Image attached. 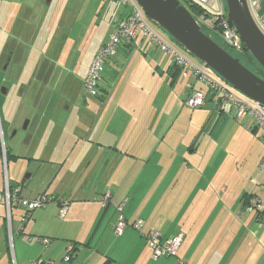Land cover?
Returning a JSON list of instances; mask_svg holds the SVG:
<instances>
[{
	"label": "crops",
	"instance_id": "1",
	"mask_svg": "<svg viewBox=\"0 0 264 264\" xmlns=\"http://www.w3.org/2000/svg\"><path fill=\"white\" fill-rule=\"evenodd\" d=\"M260 1V9L254 15L264 18V0ZM120 4L118 0H0V31L14 32L32 44L42 42L39 56L32 55L35 51H21L20 59L24 63L21 69L40 70L43 74L57 70L46 79V83L53 82L56 91L50 92L47 88L43 99L35 96L40 109L34 114V121H27L25 128L33 126L34 131L28 132L25 140L51 148L53 158L49 163L55 162L59 170L64 169L67 174L61 179L64 190L58 186L56 191L42 190L47 181L44 179L38 193L30 187L27 195H22V184L10 179L16 173L8 171L4 175V187L0 178V195L7 179L21 187L22 198L32 199L40 193H48L70 203L65 215L68 228L58 236L41 235L53 241L48 247L40 244L45 251L34 255L30 254L31 250L25 252L24 245L28 243L24 237H20L17 247L18 241L13 236L11 245L12 213L17 208L20 218L26 211L22 205L12 203V225H8L7 205L2 196L0 264H34L37 257L52 259L54 264H66L63 257L67 245L73 241L78 250L70 264H176L173 258L152 257L146 234L153 228L159 230L163 238L178 232L184 234L179 257L187 264H264V216L261 215L264 191L261 190V195L256 189L247 192L253 185L250 179L244 192L247 200L242 202L237 189L220 188L217 176L207 178L199 162L186 156L182 144L171 156H165L162 149L159 152L164 125L150 120L151 113L141 110L142 96L132 87L127 88V84L123 87L124 75L120 69L130 61L132 51H137L151 60L153 73H168L172 83L180 74L184 79L192 74L185 77L183 68H171L174 65L171 55L139 35L132 42L120 45L121 57L108 59L100 85L101 98H83L84 79L92 59L108 41L113 31L112 20L126 13ZM58 69H64L67 80L61 81ZM11 80L15 82L14 78ZM20 84L17 98L8 93L11 98L6 107L9 131L15 128L14 134L18 133V116H13L11 110L15 109L14 103L20 96L22 102L27 95L32 98L34 77ZM121 88L127 91L124 99L123 93L121 96L118 93ZM153 103L156 105L155 98ZM96 104H101L99 111ZM147 106H152L151 99ZM213 106L217 107L214 103ZM91 108L95 110L92 115L86 112ZM218 110L222 117L225 111ZM244 121L254 133L258 130L251 117ZM79 145L87 150L73 158ZM20 146L11 148V154L13 150H22L23 144ZM192 149H196L194 145ZM158 152L159 158H154ZM261 168H264L262 164ZM142 176L152 194L137 190ZM25 177H28L27 185L33 174ZM84 178L85 182L80 185ZM108 193L110 202L104 207L101 198ZM122 201H126L123 215L130 223L138 219L144 221L141 230L128 226L121 235H116L120 216L116 206ZM53 202L42 211L32 212L27 220H37L44 215L52 220L59 209L58 201ZM55 219L57 216L52 221ZM23 233L33 234L25 230Z\"/></svg>",
	"mask_w": 264,
	"mask_h": 264
},
{
	"label": "rangeland",
	"instance_id": "2",
	"mask_svg": "<svg viewBox=\"0 0 264 264\" xmlns=\"http://www.w3.org/2000/svg\"><path fill=\"white\" fill-rule=\"evenodd\" d=\"M181 1L189 10L193 9L185 0ZM120 6H122V11H127L123 4H120ZM0 33V87L10 90L9 95L12 96L14 94L15 98H17V91L20 83L22 84L23 82L28 81L30 76L34 77L35 83L32 92L28 91V93L31 92L32 98H28L27 95L22 102L20 96L14 103L15 109L11 110L13 116H18L16 121L18 126L17 134H14L15 128L12 131H9L10 127L8 125L9 119L6 107L8 104V98L11 97L0 91V141L1 147L5 152L4 154H6L7 148L8 150L11 148L15 149L17 146L21 147L20 145L23 144L22 150L16 149L17 152L13 150L12 155L9 158H6L7 162L5 161L6 155H0L1 184L4 187V175L10 171L11 173H16L14 177L10 178L12 182H18L19 184L27 174H33L34 180L33 178H30L31 180H29L27 185L22 186V195H27L30 191V187L38 193L42 186L41 182L44 179L47 181L42 190L49 189V191H56L57 186L60 190H64L65 185L61 182V179L62 176L67 174L64 169L59 170L60 166H56L55 162L49 163L53 158L52 149L46 148L42 144L36 143L35 145V143L25 140L27 133L34 131L33 126L29 129L25 128L27 127V121L30 119H33L34 121V114L40 109L39 100L35 101V96L39 95L38 97H42L43 99L47 88L50 89V92L56 91L55 85H52L53 82L51 84L46 83V79L52 76L51 73L57 70L43 74L40 70H28V68L21 69V66L24 65L20 59L21 51H24L25 53L35 51L32 55L35 54L39 56L40 53H42L40 51L42 42L39 44L37 42L36 44H32L30 41H27L26 38L15 35L14 32L7 31L6 33L5 31H0ZM132 52V54L131 52H128V55L131 54L130 61L120 69L121 73L124 75L122 78V81H124L123 87L127 84V88L132 87L135 92L141 95V110H147V112L151 113L150 120H158V123L161 126L164 125V132L161 137L163 143L159 152L162 149L165 151V156H171V154H174V150L178 148L179 144H182L184 151L187 153L186 156L199 162V165L202 167L203 173L207 178L211 179L213 176H217L220 188L224 187L225 189L231 190L237 189L236 192L239 195L238 199L242 202L247 200V195L244 192L245 186L250 179L253 185L247 192H250L251 189H256L255 191L260 195L263 194L264 168H261V164L264 156V138L262 136V130L258 129L254 133L252 129L246 125V121L240 122L236 119L234 110L228 112V107L225 108V113L221 117L218 108L214 107V102L210 100L211 96L209 97V102L207 101L203 107L191 108L187 106L185 101L188 92L191 89L189 85H192L196 78L190 75L189 78L184 79L180 74V77L172 83L173 80L168 73H153L151 60L146 58L144 54L137 51ZM11 53L13 54V57L10 64H8L9 61L7 62L6 59L8 54ZM118 53L116 55L117 58L123 55L122 52ZM195 60L199 63L201 62L196 58ZM241 61L244 64L252 66L249 61ZM124 67L126 68L123 72ZM58 70V75H61V81L67 80L68 74L66 72L64 73V69ZM22 73L23 78L21 77ZM12 78L15 79V82L11 80ZM116 79L117 78L113 80V83L116 82ZM189 81H192L193 83H188ZM187 86L189 88H187ZM123 90L124 88H121L118 93L120 96L123 93L122 96L124 99L127 91L123 92ZM206 90V84L199 80L193 93L197 91H203L205 93ZM82 94L84 99H86V97L89 100L93 99V97L87 94L85 89L82 90ZM154 98L156 99V105L153 103ZM149 99H151L152 102L151 107L147 106ZM100 105L101 104L95 105L97 106L98 111L100 110L99 108H101ZM86 112H89L92 115L95 113V110H92L91 108ZM47 120H49L48 116ZM193 145L196 148L195 150L192 149ZM86 150L87 148L84 149L82 145H79V148L73 153V158H77L82 151L84 153ZM193 150L195 152H192ZM159 152L154 158H159ZM13 155L16 156L13 157ZM143 178V176L140 178L136 188L137 190L146 191L149 195L151 193L150 188H147V183L142 181ZM84 182L85 178L83 179V182H80V185H83ZM257 192L256 195H258ZM45 195H47L48 198H55L58 203L63 199V197L57 198V196L53 194L45 193ZM55 200L49 201L45 206L37 208L33 212L36 213L44 210V207L54 203L53 201ZM16 210L17 208L14 209L12 213L14 214V223L10 229L11 245L13 246V236L15 237V240L18 241L17 247H19L20 237H24L28 243L24 245V248L26 249L25 252L28 253V250H31L30 254L37 255L45 251L43 247H46V245L39 240L41 235L50 237L58 236L61 232H65L69 226L68 219H66V217L62 218L59 215L60 205L58 213L56 211L52 216V220L57 216V219L54 221L49 220L47 215H44L41 218L38 217L37 220L36 218L27 220L31 217L29 215L26 219L27 222L22 221L25 212L23 211L19 218ZM6 211V218H8V210ZM261 215L264 216V211H262ZM7 223L10 225L9 221H7ZM21 227H23V230H20ZM24 230L27 233L33 234H24ZM35 243L38 245L34 246ZM40 258L43 257H37L34 261Z\"/></svg>",
	"mask_w": 264,
	"mask_h": 264
},
{
	"label": "built area",
	"instance_id": "3",
	"mask_svg": "<svg viewBox=\"0 0 264 264\" xmlns=\"http://www.w3.org/2000/svg\"><path fill=\"white\" fill-rule=\"evenodd\" d=\"M123 4L127 11L125 14L112 20L113 32L108 43L102 46L96 53L88 73L84 79V86L86 92L93 97L97 96V87L100 81L101 72L104 70L106 60L108 57L116 55L119 47L123 43H130L137 36L143 35L148 38L152 44L157 46L164 52H168L172 55L173 60L177 62L184 70V76L192 74L196 79L203 81L207 90L197 91L190 94L185 101L186 105L191 108H199L207 103V100L212 99L215 104H220L223 108L228 107L236 119L240 122L248 117L254 119V123L258 129L262 130V136L264 137V110L258 101H255L238 90L232 88L229 84L225 83L213 70L207 67L202 62H197L188 56L180 47L171 43L164 35L158 32L152 25L151 20L147 17L144 10L137 2V0H119ZM203 12L197 13L195 18L202 27L203 31L211 38H217L224 45L234 50V53L241 52L243 46L240 42L239 36L236 34L235 29L229 27L227 23L228 9L225 0H196ZM249 6L253 12L260 9V0H248ZM255 17V15H254ZM257 24L264 33V18L261 16L255 17ZM236 51V52H235ZM238 56V55H237ZM241 57L240 55L238 56ZM192 87V85H189ZM194 90V89H193ZM264 166V156L262 160ZM19 187L11 188L9 181L5 180V190L3 195L5 197L8 221L12 225V202L19 204L26 210L25 214H30L31 211L37 208L45 206L49 201L55 200V198H48L45 194H40L32 199L21 198L18 194ZM0 195V198H2ZM102 204L107 206L110 202V193L101 198ZM126 201H122L116 206L120 213L118 221L115 227L116 235H121L128 226H133L135 229L141 230L144 221L138 219L133 223H130L125 216L121 213ZM60 212L59 215L63 218L69 210V201L67 199H61L59 201ZM24 218L22 221H26ZM22 228V227H21ZM20 228V230H21ZM147 243L152 250V257L158 259L160 257L172 256L176 258V264H186L178 257V251L181 247L184 234L178 232L175 235L165 239L163 241L160 232L157 229H151L147 232ZM39 240L47 247L52 243V240L48 237L40 236ZM73 245L69 244L67 248V254L64 258L65 262L72 260ZM34 264H54L52 259H38L34 261Z\"/></svg>",
	"mask_w": 264,
	"mask_h": 264
},
{
	"label": "water",
	"instance_id": "4",
	"mask_svg": "<svg viewBox=\"0 0 264 264\" xmlns=\"http://www.w3.org/2000/svg\"><path fill=\"white\" fill-rule=\"evenodd\" d=\"M137 2L147 17L175 43L213 70L232 88L258 101L264 110V78L206 34L181 0H137ZM225 3L228 9L229 27L235 29L242 45L264 70V33L257 24L248 0H225ZM197 82L198 79L191 87L186 100ZM27 180L28 177L22 180V186Z\"/></svg>",
	"mask_w": 264,
	"mask_h": 264
},
{
	"label": "trees",
	"instance_id": "5",
	"mask_svg": "<svg viewBox=\"0 0 264 264\" xmlns=\"http://www.w3.org/2000/svg\"><path fill=\"white\" fill-rule=\"evenodd\" d=\"M119 1V0H118ZM188 4H189V6L191 7V8H193L192 10H191V12H192V14L194 15V16H196V14L197 13H200V12H203V10L204 9H202L201 8V6H200V4L196 1V0H185ZM120 2V1H119ZM182 2V1H181ZM121 3V2H120ZM183 3V2H182ZM152 22V21H151ZM152 25L155 27V29L158 31V32H160L162 35H164L171 43H173V44H175V45H177L178 47H180L188 56H190L192 59H194L195 60V58L193 57V56H191L189 53H187L181 46H179L177 43H175L167 34H165L160 28H158L153 22H152ZM113 32V31H112ZM112 32H111V34H112ZM111 34H110V37H111ZM110 37H109V39H110ZM109 39H108V41H109ZM214 40H216L223 48H225L229 53H231L233 56H235V57H238L239 55L241 56L240 57V59L241 60H246V61H249L251 64H252V66H249V64H245L248 68H250L252 71H254L256 74H258L259 76H261L262 78H264V70H263V68H261L260 67V65L256 62V60L254 59V57L251 55V53L244 47V46H242L241 47V49H242V51L241 52H236L237 54H235L234 53V50L232 51V49H230L229 47H227L226 45H224L220 40H218L217 38H213ZM108 41L104 44V45H106L107 43H108ZM104 45H102V46H104ZM101 46V47H102ZM100 47V48H101ZM99 48V49H100ZM98 49V50H99ZM98 50H97V52H98ZM96 52V53H97ZM117 55V54H116ZM116 55H113V56H110V57H108L107 58V60H106V65H105V67H104V70L101 72V75H100V81H99V83H98V87H97V98H101V96H100V85H101V82L103 81V77H104V71H105V69H106V66H107V62H108V59L110 58H114ZM238 55V56H237ZM9 58V59H8ZM7 59H8V61H9V63L8 64H10V62H11V60H12V55L11 54H8V57H7ZM6 59V60H7ZM7 61V62H8ZM171 68H176L177 70L178 69H182V67L180 66V65H178L177 64V62H175L174 61V65L171 67ZM193 86V85H192ZM93 97V96H92ZM212 97V96H211ZM211 101H212V99H211ZM216 106H217V108H219L222 112H223V110L225 111V109L222 107V106H220V104H216ZM254 120V119H253ZM256 126V125H255ZM257 128V127H256ZM264 138V137H263ZM6 154H4L5 152L3 151V149H2V147H1V141H0V155H6V158H9L12 154H11V152H10V150H8V148L6 149ZM16 155H13V157H15ZM10 186H11V188L12 189H14V188H16V187H19V191H18V194H19V196L21 197V187L20 186H17V184L16 185H14V184H12L11 182H10ZM40 194H42V193H40ZM43 194H45V193H43ZM247 195V194H246ZM22 198V197H21ZM24 198V197H23ZM35 198V197H34ZM12 203H14V206H15V202L13 201ZM120 204V203H119ZM19 206H21V203L19 202V204H18ZM126 205V204H125ZM108 206V205H107ZM107 206H105V207H107ZM24 208V207H23ZM12 209H13V205H12ZM123 210H124V207H123V209H122V211H121V213L123 214ZM26 211V210H25ZM33 211H31L30 212V214H24V218H27L29 215H31V213H32ZM136 221V220H135ZM134 222V221H133ZM133 222H131V223H133ZM143 228V227H142ZM155 229V228H154ZM21 230H23V227L21 228ZM151 230V229H150ZM159 231V230H158ZM160 232V231H159ZM160 234H161V236H162V233L160 232ZM44 237V236H43ZM48 238H50V237H48ZM51 240L53 239V238H50ZM162 239H163V241L165 240V239H167V238H163V236H162ZM53 241V240H52ZM69 244H72L73 245V251H72V260L70 261V262H65L64 261V258H65V256H66V254H67V248H68V245H67V248H66V253H65V256L63 257V261L66 263V264H70L72 261H73V259L76 257V255H77V250H78V245L76 244V242H70ZM179 250H180V248H179ZM166 257H169V258H173V259H175L176 260V258L175 257H172V256H166ZM178 257H179V251H178ZM161 258V257H160ZM180 258V257H179ZM159 259V258H158ZM181 259V258H180ZM37 261V260H36ZM186 263V262H185ZM187 264V263H186Z\"/></svg>",
	"mask_w": 264,
	"mask_h": 264
},
{
	"label": "flooded vegetation",
	"instance_id": "6",
	"mask_svg": "<svg viewBox=\"0 0 264 264\" xmlns=\"http://www.w3.org/2000/svg\"><path fill=\"white\" fill-rule=\"evenodd\" d=\"M9 59V58H8ZM8 59L6 60V61H8ZM2 86V85H1ZM0 91H1V93H5V94H7L8 95V93L10 92V90H7L6 88H2V87H0Z\"/></svg>",
	"mask_w": 264,
	"mask_h": 264
}]
</instances>
